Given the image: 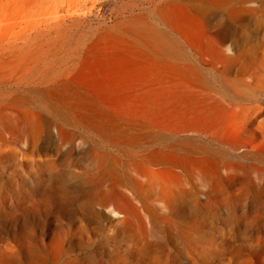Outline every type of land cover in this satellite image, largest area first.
Wrapping results in <instances>:
<instances>
[{
	"label": "rangeland",
	"instance_id": "1",
	"mask_svg": "<svg viewBox=\"0 0 264 264\" xmlns=\"http://www.w3.org/2000/svg\"><path fill=\"white\" fill-rule=\"evenodd\" d=\"M163 1L167 0H0V264H30L39 254L44 256V264H123L121 256L127 264H154L156 257L164 264L166 256L171 261L178 256L184 262L179 255L178 235L168 237V251L160 250L156 257L145 252L117 230L115 218L107 211L112 205L101 196L112 184L107 171L113 168L110 155L119 159L117 170L123 175L129 172L127 165L138 162L142 152L162 144L151 142L128 148L109 145L90 131L67 126L56 111L62 102L43 94L46 88L66 81L67 58L79 43L91 39L97 42L108 34L143 38L146 31H151L169 43L168 55L179 62L181 70L190 73L196 69L206 87L215 89L219 97L230 100L237 94L248 108L264 106V0H168L180 2L200 23L195 47L158 16ZM63 31L70 36L61 39V35L66 36ZM189 65L194 68L191 70ZM18 128L39 131L32 140L19 135ZM56 129L59 135L65 133L67 140L74 138L72 144L62 146L64 150L60 149V140L52 138L51 132ZM255 136L242 131L230 133L229 140L242 145V151H251L248 145ZM178 139L172 136L166 142ZM219 149L226 160H238L226 148ZM47 158L54 161L50 168L45 165ZM246 163L264 167V156L248 158ZM152 169V200L159 199L160 206L166 204L176 213L180 202L171 194L177 182L170 174ZM239 178H243L242 173ZM223 184L234 193L241 187L229 185L226 180ZM93 186L99 202L88 207L81 190ZM123 190L140 205L139 194L132 187ZM183 215L191 221L189 209ZM176 216L182 218V214ZM221 227L224 239L218 252L213 250L214 243L217 238L221 241L222 235L214 232L211 223L206 221L199 229L189 230L190 236L184 242L192 248L196 264H264V246L255 238L264 232L233 228L229 234L227 226ZM110 237L112 241L106 242Z\"/></svg>",
	"mask_w": 264,
	"mask_h": 264
},
{
	"label": "bare ground",
	"instance_id": "2",
	"mask_svg": "<svg viewBox=\"0 0 264 264\" xmlns=\"http://www.w3.org/2000/svg\"><path fill=\"white\" fill-rule=\"evenodd\" d=\"M180 2L167 0L161 3L158 16L170 29L185 38L191 47H195L199 43L200 23L182 8ZM62 24L59 23V26ZM61 36L63 39L68 35ZM170 49L165 39L151 31H146L143 38L108 34L97 42L91 39L79 43L70 50L67 58L70 63L66 66V78L63 79L66 81L50 88L45 87L43 94L48 98L56 97L62 102V107L56 105V111L67 126L90 131L109 145L128 148L151 142L162 144L148 152V148L143 150L146 153L142 152L138 156V162L128 164L129 172L124 171L123 175L117 170L119 159L110 155L113 168L107 171L110 173L108 178L112 177V184L106 191H99L102 192L101 196H105L104 200L112 205L107 211L115 218L117 230L129 237L131 242L141 245L145 252L156 257L160 250L168 251L167 239L175 233L179 237V255L184 262H180L178 256L172 261L166 256L164 264H196L192 257L193 250L184 242V238L190 236V229H199L206 221L213 225L215 233L222 235L221 241L217 238L214 243L215 252L219 251L224 239L221 224L227 226L229 234L233 228L264 232V167L246 163L248 158L264 156V106L248 108L237 94L230 100L219 97L215 89L206 87L194 67L189 65L193 69L190 73L189 70H181L179 62L168 55ZM46 78L49 80V77ZM125 117L129 120H124ZM137 118L144 119L140 121ZM58 129L51 134L53 140H60V149L66 142L72 144L74 138L71 136L73 139L67 140L65 133L59 135ZM38 131L33 128L20 129L19 135L30 136L33 140ZM242 131L256 133L255 141L247 144L251 151H242V145L238 146L229 140L230 133L240 134ZM172 136L179 139L167 143V139ZM26 138L24 140L27 141ZM220 146L238 160H226ZM35 154L38 155L39 151L36 150ZM44 161L48 168L54 163L51 158ZM152 168L170 174L177 182L171 194L175 201L180 202L175 207L176 213L166 204L160 206L159 199L152 200L153 189L149 183ZM240 173L243 174L242 179L239 178ZM224 180L229 185L241 186L239 191L230 192L224 186ZM127 186L139 194V206L124 192L123 188ZM96 190L94 186L81 190L87 199L86 206L92 207L95 202H99ZM187 209L191 211L192 222L183 215ZM177 214H182V218H178ZM255 238L264 246V233ZM112 239L110 237L106 242ZM34 258L30 264H44L43 254ZM120 259L123 264H127L124 256ZM152 262L160 264L157 257Z\"/></svg>",
	"mask_w": 264,
	"mask_h": 264
}]
</instances>
